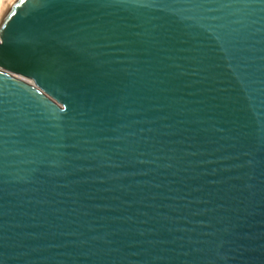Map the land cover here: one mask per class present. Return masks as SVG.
Returning a JSON list of instances; mask_svg holds the SVG:
<instances>
[{"label":"water","instance_id":"1","mask_svg":"<svg viewBox=\"0 0 264 264\" xmlns=\"http://www.w3.org/2000/svg\"><path fill=\"white\" fill-rule=\"evenodd\" d=\"M0 264H264V0H9Z\"/></svg>","mask_w":264,"mask_h":264},{"label":"bare ground","instance_id":"2","mask_svg":"<svg viewBox=\"0 0 264 264\" xmlns=\"http://www.w3.org/2000/svg\"><path fill=\"white\" fill-rule=\"evenodd\" d=\"M9 0H0V11L2 10V8L6 5V3L8 2Z\"/></svg>","mask_w":264,"mask_h":264}]
</instances>
